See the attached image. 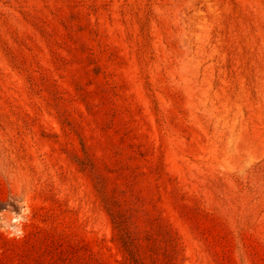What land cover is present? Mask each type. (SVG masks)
<instances>
[{
    "label": "rangeland",
    "instance_id": "1",
    "mask_svg": "<svg viewBox=\"0 0 264 264\" xmlns=\"http://www.w3.org/2000/svg\"><path fill=\"white\" fill-rule=\"evenodd\" d=\"M0 264H264V0H0Z\"/></svg>",
    "mask_w": 264,
    "mask_h": 264
}]
</instances>
